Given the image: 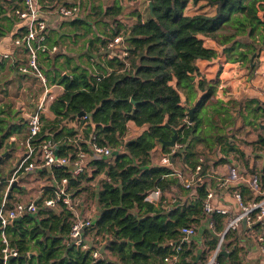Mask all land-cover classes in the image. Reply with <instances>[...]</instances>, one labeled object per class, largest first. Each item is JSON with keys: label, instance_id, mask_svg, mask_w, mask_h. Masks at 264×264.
I'll use <instances>...</instances> for the list:
<instances>
[{"label": "trees", "instance_id": "obj_1", "mask_svg": "<svg viewBox=\"0 0 264 264\" xmlns=\"http://www.w3.org/2000/svg\"><path fill=\"white\" fill-rule=\"evenodd\" d=\"M76 1L37 0V3L43 12L57 11L59 7H79ZM87 1L90 4L84 6L83 17L65 19L63 25L71 27L76 38L92 35L84 42V55L90 69L76 64L69 74L62 75L57 66H52V60L56 62L60 54L56 51L54 55L50 49L58 48L54 40L50 42L48 27L44 32L45 50L37 52V64L48 80L62 86L63 91L49 106L54 120L47 122L41 116L38 139L57 142V155L67 156L71 161L79 150L87 153V143L77 139L79 132L64 126L67 122L78 121V115L84 113L87 124L80 137L86 140L94 136L93 142L109 147L113 157H90L83 173L77 177H72L69 166L37 174L41 180L50 182L52 176L57 182L67 178L68 189L75 198L83 193L93 202L99 215L84 231L90 247L83 251L69 241L73 215L64 206L56 210L43 207L44 199L53 196V187L45 185L36 201L41 209L7 226L9 248L18 253L7 264H163L164 258L175 253L176 247L180 248L177 264H203L214 251L217 234L224 230L231 214L211 215L209 221L213 229L202 231L204 252L194 263L197 245L193 241H181L180 230L197 226L206 219L203 203L208 185L204 182L186 187L175 176L171 165L180 161L190 174L201 165L200 176L204 177L208 167V158L204 155L218 150L223 157L217 162H225L226 157L233 155L247 167L248 158L244 151L234 146L236 141L250 146L254 159L264 154V130L252 141L248 135L243 141L239 140L240 134L234 130L241 120L244 127H254L258 131L259 126L254 121L264 119L260 104L256 102L253 106V99L242 101L238 104L236 119L232 113L236 106L234 101H217L218 109L215 110L223 116L204 117L203 107L214 96L215 86L203 79L195 82V77L199 76L196 62L211 61L218 55L214 49L204 46L205 39L215 43L228 63L240 62L249 71L255 70L264 50V0H148L154 18L147 8L145 19L136 12V21L130 26L120 20L121 0H115L110 6H94L92 0ZM6 4L7 8L0 3V20L7 21V25H0V38L19 22L13 12L20 5L14 0ZM80 4L83 5L82 0ZM189 4L200 5L199 9L195 8L200 11L188 14ZM7 10L13 15H5ZM97 25L105 30L95 34L93 29ZM25 33L24 28H18L14 39ZM119 36L121 44L112 51L113 57L107 59L108 45ZM253 56L254 66L251 67ZM199 91L203 92L200 98ZM189 108L194 109L191 122L187 115ZM4 112V108L0 109V114ZM7 112L12 114V111ZM230 119L233 122L227 125ZM129 122L143 129L137 138L125 139ZM18 127L12 125L10 128L0 120V146ZM174 131L177 132L176 144L181 148L172 153V149L162 146L161 142L169 141ZM165 156L170 165L161 164ZM256 171L257 180L264 185V165ZM28 173L23 171L20 175ZM3 176L0 172V177ZM7 187L8 182L0 181V203L6 195V202L11 205L13 189L6 192ZM174 189L183 191L186 199L176 198ZM153 190L159 191L158 201H145ZM237 191L244 204L261 199L254 197L246 185L238 186ZM191 192L194 198L188 199ZM260 228L259 222L251 227L254 231ZM235 233L227 232L224 237L221 249L227 253L217 256L220 264H242L245 251ZM31 243L36 254L29 258L33 251ZM2 248L0 239V264H3ZM101 248L103 254L99 253L94 259L92 253L100 252Z\"/></svg>", "mask_w": 264, "mask_h": 264}, {"label": "crops", "instance_id": "obj_2", "mask_svg": "<svg viewBox=\"0 0 264 264\" xmlns=\"http://www.w3.org/2000/svg\"><path fill=\"white\" fill-rule=\"evenodd\" d=\"M9 1L10 0H0V3H2L4 7L7 8L8 4H6V2ZM77 2H80V0H77L75 3ZM82 2L85 8L88 7V5L90 4V2L87 0H82ZM114 2L115 0H92V4L94 6H110ZM121 2L123 6V13L120 20L125 25L130 26L136 21V17L134 15L136 12L141 15L142 19H145V16L142 14L141 10L143 9L142 6L144 3L147 7L148 0H138V3H135L132 0H121ZM14 3L17 5H21L20 0L19 3L17 0H14ZM189 5L192 6L193 9L200 7V5ZM7 11L8 12L5 15H13L12 11ZM40 16L46 21L48 25V34L50 42H52L53 40L55 41L54 44L58 48L56 53H58L57 55L60 54V57L56 62L52 60V66H57V70L64 76L69 74L71 72L72 67L76 64H79L81 67H83V69H90L89 67H87V60L86 56L84 55L86 48V43L84 44V42L85 40L92 38V35L90 34L85 37L76 38L71 32V27H69L68 25H63L65 19L58 16L55 10L43 11L41 12ZM79 17H83V9H80ZM0 25H7V21L4 19L0 20ZM18 28L21 27L16 24V26H14L10 30V32L6 34V36L0 38V105L2 109L4 108V104L13 106L14 104L12 102L18 101L19 98L16 97L19 94L21 95V91L25 92L26 94H31V91H35L33 84V82L36 81L35 77L29 73L22 74L18 71V68L24 66L27 62V54L24 53L23 49L20 46H16L15 44H13L14 35ZM104 30L105 29L102 28L101 25H97L93 29V32L95 34H99ZM12 44L15 45L18 49L16 48L13 51ZM204 46L209 49H214L218 52V55L215 59L211 61L198 60L196 62L199 71V76L195 77V82H198L200 79H203L205 82L215 86L214 96H212L211 99L206 102L203 107V116H213L214 113L218 116H223L222 114H218L215 110L218 109L216 105L217 101H222L223 103H229L234 101L236 103V106H238V104L242 101L253 99L255 101L253 103V106L256 104V102H258L260 104V107L264 109V78L261 77V74L264 73V50L260 53L255 70L252 72L248 69L242 68V65H240L239 62L228 63L227 57L220 51V49L215 45L212 40L205 39ZM4 56L7 57L3 58ZM67 59L69 60V64H67ZM91 70H93V68H91ZM39 89L36 91V95L35 93L33 94V97L31 95H27L28 103L25 106L26 109H24V112L18 110V107L16 106L17 110H15V107V111L13 110L11 112V115L9 114L10 112L5 113L7 109H4L5 112L0 114V120L8 123L10 128L12 127V125H15L17 127L19 126L18 130L11 134L9 140L3 144V147L0 146V154H3V152L7 151V154H9L10 157H12L13 159L12 163L9 165V169L12 168V171L14 170V166L16 165L19 157L18 156L14 158V156L16 155V153H18V151L20 150V146H22L23 143V140L20 138L23 137V135L27 132V115L33 112L35 104L37 103V100L39 99L42 93V89ZM61 94L62 92L59 93V96ZM202 95L203 92L199 91L198 98H200ZM42 117L47 122H51L54 120V115L49 110V107H47ZM64 126H66L67 129H75L77 123L76 121L67 122ZM142 132V128H138L132 122H129L128 132L125 135V139L137 138ZM6 145H8V149L5 148ZM234 146L239 148V150L244 151L249 161L247 163V167H245V165L241 161L237 160L236 157H234L233 155L226 157L227 160H225V162H217L223 157L221 154H219L218 150H215L216 152H214V154L211 153L204 155L208 158V167L205 175V182L210 187V190H213L216 193V197L213 200V205H229L232 207V209L235 207L236 204L232 195L234 191L237 190L238 186H249V181H252L254 179V175L252 174V172L254 173L257 168L261 169V167L264 165V154L260 153L259 159H254L255 154L252 153L251 147L246 148L244 145L238 144L236 142L234 143ZM198 148L200 147L198 146ZM159 149L160 147H157V150ZM159 160L157 162H159ZM202 160L206 161L204 158ZM87 162H89V159H87ZM171 166L174 169L175 173H179L182 175L180 176L181 184H184V182L190 178V173H188V171L184 169V165L182 162L178 161L177 163ZM1 170L3 175L6 176L7 172L5 173V164H3V168ZM232 171H235L238 175L242 176V179L231 180L227 183V186L225 188L219 189V180L232 177ZM32 175L33 173H28L19 176V190H22L25 187L24 182L29 178V182L39 181L40 178L33 179ZM45 185L51 186L52 181L50 182L46 180V183L40 185L37 190L31 187V189H29L26 202L33 201L36 203L37 199L39 198V194L41 193L42 188ZM8 190H6V192ZM174 193L175 197L180 199L181 201H184L186 199V196L184 195L183 191L174 189ZM193 193L191 192V194L187 195V198H194V196H191ZM71 195L72 198H75L73 194ZM79 197L84 198V194L82 193ZM16 202H20V200L17 199V201H11L10 204L13 205ZM80 202L81 205H86L83 200H81ZM81 207L82 206H80L79 209H81ZM39 209L41 208L38 207V210ZM230 214L232 217L233 212H230ZM207 221V218L201 221L199 225L196 226L198 227L197 234L190 240H188V242L193 241L197 245V256H199V258L204 252V238L202 235V231L208 229ZM239 228L240 233H238ZM258 232L259 231H254L253 229H251L250 225H244L243 223H241V225L237 227L235 234L238 235L239 245L242 246L245 251V256L241 259L242 264H264V253L262 252L260 248V243L257 240ZM31 248L33 250L31 254L35 255L36 252L33 247V243H31Z\"/></svg>", "mask_w": 264, "mask_h": 264}, {"label": "built area", "instance_id": "obj_3", "mask_svg": "<svg viewBox=\"0 0 264 264\" xmlns=\"http://www.w3.org/2000/svg\"><path fill=\"white\" fill-rule=\"evenodd\" d=\"M135 3H138V0H132ZM77 6L72 7H59L56 11L58 16L63 19H70L77 17L80 13V10ZM14 15L18 18L19 26L26 30L25 35L21 38H15L13 40L16 46L23 47L26 50L27 62L24 66L18 68V71L22 74L29 73L35 77V80L39 84L42 93L35 104V108L32 113H29L26 118L27 132L23 140V154L18 159L14 170L11 173V176L8 181V187L11 183L17 181V176L19 177L21 173L24 172H38L44 171L47 168H50V173L53 168L69 166L70 173L72 177H77L83 173L86 168L87 159L90 157L93 158H105L109 159L113 157V151L107 146H100L97 143L93 142L95 139L94 136H91L90 139L83 140L80 137L81 132L87 124V117L83 115L76 121L77 126L75 128L78 131L76 135L78 140L84 141L87 143L88 152H83L79 150L76 158L70 160L67 156L57 155L58 143L52 139H38V134L41 129V116L44 115L45 110L50 104L59 96V93L63 91L62 86L57 83H52L48 78L43 74L41 69L37 64V52L44 51L45 45L42 44L44 41V32L47 30L46 21L40 16L41 9L37 3V0H22L19 8L14 10ZM122 38L116 37L109 45V52L107 58H112L114 53L112 51L116 46L121 44ZM57 51L56 47H52L50 52L54 54ZM122 56L125 55L124 52L121 53ZM4 56L3 58H6ZM261 77L264 78V73L261 74ZM23 106L18 110L24 112ZM70 142L71 139H68ZM76 142V140L74 141ZM181 148V146L175 145L172 149V153H175ZM115 153V152H114ZM162 165H170L168 163V157L165 156L161 160ZM201 165H197L193 174H190V178L184 182L186 187H195L197 183H204L205 176H200ZM232 177L219 180L218 188L222 189L227 186V183L231 180H241L242 176L238 175L235 171H232ZM250 172V171H249ZM175 173V172H174ZM251 173V172H250ZM254 179L249 181V188L253 193V196H260L259 201H252L250 203L244 204L242 198L238 191H234L233 198L235 200V207L232 209L231 206H215L213 205V200L216 197V193L213 190H210L208 186V192L203 203L204 217L207 218V226L209 230L213 229L212 222L209 221L213 213L220 215H228L230 212H233V216L229 218L227 224L225 225L224 230L217 234V245L214 251L209 255L207 260L203 264H220L217 256H219L220 251L222 250V243L224 242V237L227 232L236 231L242 221H245L244 225H252L256 222L261 223V228L258 232V242L260 243V248L264 253V185L257 180L255 173ZM206 175V174H205ZM175 176L180 179L182 176L179 173H175ZM53 187V196L46 198L43 201V207H48L52 209H57L58 206H64L69 212L73 215V223L71 230L68 236L69 241L72 244L80 246L81 250L86 251L89 249L85 241V229H88L93 224V221L87 214L86 205H81V200L72 198V195L68 189V179L61 178L60 181H56L52 176V185ZM159 198V191L153 190L147 194L145 201H157ZM81 207V209H79ZM38 210L37 202L27 201V202H16L13 205H8L6 202V195L0 203V239L3 248L1 250V260L3 264H7L9 258H15L18 256V253L15 249L9 248V242L6 235L7 226L10 224V221L16 217H22L24 215H34ZM236 210V211H235ZM197 234L196 226H189L182 228L180 230L181 241H188ZM180 248L176 247L175 253L170 254L165 257L163 264H177L179 261V252ZM92 257L97 259L99 257V252L95 250L92 253Z\"/></svg>", "mask_w": 264, "mask_h": 264}, {"label": "rangeland", "instance_id": "obj_4", "mask_svg": "<svg viewBox=\"0 0 264 264\" xmlns=\"http://www.w3.org/2000/svg\"><path fill=\"white\" fill-rule=\"evenodd\" d=\"M146 1V0H145ZM76 5H79V8L80 9H83L84 10V5H81L80 4V2H77V4ZM189 7H188V9L186 10L187 11V13L188 14H193V12H199L200 10H196V9H193L192 8V6H190V5H188ZM143 9L141 10L142 11V14L146 17L147 16V8H148V6L146 7L145 6V3L143 4ZM191 7V8H190ZM204 11L205 12H207L205 9H204ZM17 24H19V22L17 23ZM13 44H14V42H13ZM12 44V45H13ZM17 47L15 46V45H13L12 46V49H13V51L16 49ZM18 49V48H17ZM239 64L241 65V63L239 62ZM242 68H245V69H247V66H241ZM33 84H34V89H35V91H31V94L30 93H28V94H26L25 92H23V91H21V95L19 94L16 98H19L18 99V101H16V102H12L14 105L13 106H9V105H7V104H4V109H7L6 111H13L14 109H15V107L17 106V107H21V106H23V108L26 106V104L28 103V96L27 95H31L32 97H33V94L35 93V95H36V91L39 89V87H38V83H37V81H34L33 82ZM40 90V89H39ZM26 91H28V90H26ZM14 97V96H13ZM9 107V108H8ZM17 107H16V109L15 110H17ZM230 107H232V105L230 106ZM12 108V109H11ZM0 109H2L1 108V105H0ZM238 109H239V107L238 106H233V115H234V117L236 118H238V116H236V111H238ZM14 110V111H15ZM215 118H217V114H215L214 113V115H213ZM236 118V119H237ZM260 121V120H259ZM233 121L230 119V120H228L227 121V125H230L231 123H232ZM261 122V125H263V129H260V127H258V131L257 130H255V128L254 127H244L243 126V123L241 122V120H238L237 121V123H236V127H235V129L234 130H237L238 132H239V134L240 135H238L240 138H239V140H241V141H243L245 138H246V136L248 135V139H250V141H252V140H254V139H256V136H257V134L259 133V132H262L263 130H264V119L263 120H261L260 121ZM243 128V130H241ZM263 133V132H262ZM20 139H22V137L20 138ZM23 140V139H22ZM236 143H238L237 141H236ZM240 143H243V142H240ZM239 144V143H238ZM246 148L248 147H250V146H246V145H244ZM2 147H3V145H2ZM5 148H6V146H5ZM23 151H24V149H23V146H20V150L18 151V153H16V155L14 156V158H16V157H18V159L20 158V156L22 155V153H23ZM5 153H7V151H5V152H3V154H5ZM0 155H2V154H0ZM7 155L8 154H6V156H5V158L3 159V162H4V164H5V173L8 171V169H9V165L12 163V157H7ZM18 161V160H17ZM257 170L259 171L260 169L259 168H257ZM28 177H30V176H28ZM32 178L33 179H36V178H39V176H38V174L37 173H33V175H32ZM30 179V178H29ZM29 179H27L24 183V185H25V187L22 189V190H19V189H17V188H14L13 190H12V199H11V201L13 202V201H17V199L18 200H20V202H26V200H27V195H28V193H29V189H31V187H33V188H35L36 190L38 189V187H40V185H43L44 183H46V180H40L39 179V181H32V182H29ZM17 184L19 183V177L17 176ZM37 182H39V183H37ZM35 183H37V184H35ZM79 198V200H83L84 202H85V204H86V207L88 208L87 209V214H88V216L90 217V219L92 220V221H95L96 220V218H97V216L99 215V211L95 208V206L93 205V202L92 201H90L89 199H86L85 197L84 198H80V197H78ZM197 229H198V227H197ZM198 231V230H197ZM238 233H240V228L238 229ZM217 242H218V240H217ZM239 243V242H238Z\"/></svg>", "mask_w": 264, "mask_h": 264}, {"label": "water", "instance_id": "obj_5", "mask_svg": "<svg viewBox=\"0 0 264 264\" xmlns=\"http://www.w3.org/2000/svg\"><path fill=\"white\" fill-rule=\"evenodd\" d=\"M147 6H148L149 15H150V17L153 19V18H154V16H153V7H152L151 2H148ZM253 58H254V56L252 57L251 61L253 60ZM250 66H251V67L254 66V61H252V63H251ZM193 110H194L193 108H189L188 111H187V115H188V118H189V122L192 121V113H193ZM83 115H84V113H80V114L78 115V118H80V117L83 116ZM254 123H255L256 125H258V126L260 127V129H263V125H261V122H260L259 120L254 121ZM176 138H177V132L174 131V133H173L171 139H170L169 141H167V142H161V145H162V146H167V147H169V148H174L175 145H176ZM0 143H1V139H0ZM6 154H7V153L0 155V172H2L1 169L3 168V164H4V163H3V159L5 158ZM114 155H116V153H114ZM46 171L49 173V172H50V168H47ZM11 172H12V168L9 169V170L7 171V175H6V176H4V177H0V181H1V182H8V181H9V175L11 174ZM32 173H34V172H31V171L29 172V174H32ZM35 173H36V172H35ZM14 188H17V189L20 188L19 185L17 184V182H13V183H11V185L9 186V191L12 190V189H14ZM20 219H21L20 216H19V217H16V218H14V219H12V220L10 221V224H13V223L16 222V221H19ZM242 223L245 224V221H242ZM128 244H131V243H128ZM99 253H100L101 255L103 254V248L100 249V252H99ZM226 253H227V252H226L225 250L222 249V250L220 251L219 255H221V254H222V255H226ZM31 256H32V254L29 255V258H30ZM13 259H14V258H9L8 261H11V260H13ZM198 259H199V256L196 257V260L194 261V263H197ZM1 261H2V260H1Z\"/></svg>", "mask_w": 264, "mask_h": 264}]
</instances>
